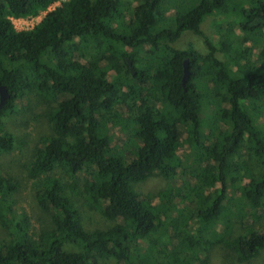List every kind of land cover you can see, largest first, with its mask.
I'll return each mask as SVG.
<instances>
[{
    "label": "trees",
    "instance_id": "obj_1",
    "mask_svg": "<svg viewBox=\"0 0 264 264\" xmlns=\"http://www.w3.org/2000/svg\"><path fill=\"white\" fill-rule=\"evenodd\" d=\"M58 1L0 0V155L16 145L3 120L29 93L56 103L28 165L49 222L17 218L19 184L0 172V264H212L216 249L250 264L264 251V0L217 32L218 47L201 24L237 0H136L129 16L122 0H68L15 29L11 18ZM188 32L206 54L175 47ZM159 175L167 188L138 192ZM80 199L109 224L87 230Z\"/></svg>",
    "mask_w": 264,
    "mask_h": 264
},
{
    "label": "rangeland",
    "instance_id": "obj_2",
    "mask_svg": "<svg viewBox=\"0 0 264 264\" xmlns=\"http://www.w3.org/2000/svg\"><path fill=\"white\" fill-rule=\"evenodd\" d=\"M258 1L259 0H237L233 3L234 7L230 10L229 18L222 16H212L206 18L201 24L202 32L207 36V38L213 41L215 46L218 47L217 32H219V30H223V27L227 26V22H229V20L232 22L237 19H241V11L243 8H248L246 5L248 2L258 6ZM136 6V0H122L121 12L122 14L129 16V12ZM167 12L171 14L173 11L168 10ZM126 20L128 21L129 19ZM40 22L38 24H40ZM14 25L16 30H20L18 22H15ZM109 45L112 46H107L106 54L111 53L116 55L121 50V46L119 44ZM189 46H193L201 54L207 53L204 40L201 37L191 34L190 32H188V34L186 33L175 43V47L181 50H185L189 48ZM252 54L254 56V52ZM50 106L54 107L56 106V103H48L46 100L38 96L36 92H32L29 93L27 99L19 105V109H17L16 113L12 116L4 118L3 120L6 131L15 136L16 145L12 153L0 155V172L12 177L19 184L17 193H14V198L12 197L15 200V207L17 210L15 211V215L17 218H20L22 214L28 215L31 219L32 226L37 231L42 226L44 227L46 222H49V218L39 209L37 204V187L35 186V181L29 177L28 165L31 162L34 151L40 144L41 140L52 134L51 125L47 116ZM262 122L263 120H259L257 125H260ZM176 146L181 149V152L182 150H186V146L183 144V141H178ZM175 152L178 154L177 151ZM248 159L249 157H247V160ZM253 160L254 158L249 159L250 166L254 164ZM173 165L174 162L172 163V167ZM255 167H253L252 170H254L255 175H257L259 170ZM168 185V180L159 175L138 185L137 190L143 195L149 193L155 194L167 188ZM71 188L74 191L76 190L74 183ZM91 205L94 208L86 206L84 200L82 201L81 199L77 204L83 217L85 228L89 231L105 228V226L109 223L102 215V209L97 202H93ZM261 223H264V219ZM6 235V232L0 226V238H5ZM212 264H225L224 252L221 249H216L212 254ZM250 264H264V251L252 260Z\"/></svg>",
    "mask_w": 264,
    "mask_h": 264
},
{
    "label": "built area",
    "instance_id": "obj_3",
    "mask_svg": "<svg viewBox=\"0 0 264 264\" xmlns=\"http://www.w3.org/2000/svg\"><path fill=\"white\" fill-rule=\"evenodd\" d=\"M68 0H59L47 10L41 11L37 16L28 17V18H11L13 25L15 22H18L20 30L18 31H29L38 26V23L43 20V18L55 8L61 6L62 3L67 2ZM15 27V25H14ZM16 29V27H15Z\"/></svg>",
    "mask_w": 264,
    "mask_h": 264
},
{
    "label": "water",
    "instance_id": "obj_4",
    "mask_svg": "<svg viewBox=\"0 0 264 264\" xmlns=\"http://www.w3.org/2000/svg\"><path fill=\"white\" fill-rule=\"evenodd\" d=\"M188 63H189V60L186 59L184 62V77H183L184 86L190 76V71L188 70V65H189ZM9 98H10V94L8 93L6 88L3 86H0V108H2L6 104Z\"/></svg>",
    "mask_w": 264,
    "mask_h": 264
}]
</instances>
